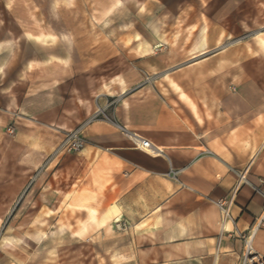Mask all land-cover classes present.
<instances>
[{
  "label": "crops",
  "instance_id": "obj_1",
  "mask_svg": "<svg viewBox=\"0 0 264 264\" xmlns=\"http://www.w3.org/2000/svg\"><path fill=\"white\" fill-rule=\"evenodd\" d=\"M71 2L0 0V232L42 192L44 209L84 214L113 264H241L253 228L264 256V54L221 33L264 0H85L98 48L52 20ZM163 3L177 19L148 20ZM197 27L218 36L163 33ZM99 110L109 121L86 125ZM82 126L84 149L60 150ZM238 173L248 184L236 190ZM223 199L233 201L226 222Z\"/></svg>",
  "mask_w": 264,
  "mask_h": 264
},
{
  "label": "rangeland",
  "instance_id": "obj_2",
  "mask_svg": "<svg viewBox=\"0 0 264 264\" xmlns=\"http://www.w3.org/2000/svg\"><path fill=\"white\" fill-rule=\"evenodd\" d=\"M202 1L206 0H195V3L197 5ZM187 9L185 5L180 6L179 27L187 16H191ZM164 11L163 3V13L151 11L146 18L166 21L177 19ZM194 15L195 19H200L197 12ZM129 16L130 14H127L125 17ZM60 17L70 27L68 31L82 40L84 45H88L89 48L91 44L95 46L94 48L100 46L104 37L103 31L87 27L86 22L90 18L85 0H72L70 4L63 5L60 15L52 14V20H58ZM234 25L235 21L228 22L227 28L221 30V33L231 40L242 38L241 46L244 51L264 54V46L259 44V40L264 39V3H260L258 14L243 13L242 28H230ZM175 31H178L180 36L190 35L195 38L203 35V31L212 33V36H218L219 33L215 29L205 30L198 27L189 30L167 28L163 33L167 32L170 35ZM114 32L115 37L123 36V30L116 29ZM41 193L36 194L33 205L27 206L20 201L12 209L14 214L10 213L3 221V229L0 232V264H113L107 260L105 253L98 251L96 241L91 235L90 222L83 220L84 214L76 213L74 206L64 204H55V209H48L47 205L44 209L42 204L38 203Z\"/></svg>",
  "mask_w": 264,
  "mask_h": 264
},
{
  "label": "built area",
  "instance_id": "obj_3",
  "mask_svg": "<svg viewBox=\"0 0 264 264\" xmlns=\"http://www.w3.org/2000/svg\"><path fill=\"white\" fill-rule=\"evenodd\" d=\"M103 118L109 121L103 110H99L87 123H91L98 119ZM83 126L75 131L67 133L66 139L60 147V150H65L68 153L81 152L84 149L85 141L82 137ZM10 136H14L15 129L10 127L8 130ZM134 147L138 150L144 151L152 156H158L161 154L160 150L154 147L149 141L144 140L138 136H130ZM238 183L236 185V190L239 189L241 185L248 184L245 173H238ZM232 199H223L217 202V206L220 210L222 220L224 222L230 219V208L232 206ZM115 227L118 231H126L128 225L122 221H116ZM258 228H253L252 230L241 234V239L244 243V255L241 264H264V256L256 252L254 247V240L256 237Z\"/></svg>",
  "mask_w": 264,
  "mask_h": 264
}]
</instances>
